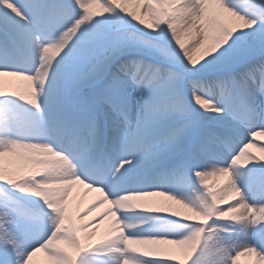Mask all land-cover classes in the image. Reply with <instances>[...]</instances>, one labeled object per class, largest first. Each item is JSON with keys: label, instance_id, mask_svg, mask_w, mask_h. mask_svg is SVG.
<instances>
[{"label": "snow or ice", "instance_id": "obj_1", "mask_svg": "<svg viewBox=\"0 0 264 264\" xmlns=\"http://www.w3.org/2000/svg\"><path fill=\"white\" fill-rule=\"evenodd\" d=\"M40 253L264 264V0H0V264Z\"/></svg>", "mask_w": 264, "mask_h": 264}, {"label": "bare ground", "instance_id": "obj_2", "mask_svg": "<svg viewBox=\"0 0 264 264\" xmlns=\"http://www.w3.org/2000/svg\"><path fill=\"white\" fill-rule=\"evenodd\" d=\"M7 79V78H6ZM251 151L256 152V149H251ZM256 155H261L259 152H256ZM99 194L95 192H91L83 186H77L73 190V199H72V204L73 202H77L78 205L76 208H74L72 211L77 217V222L78 223H87L90 219L93 217L98 216L100 213H102L107 207V204H101L98 207L92 209L91 212L88 213L87 216L83 218V220L79 219V214L81 212L86 211L91 204L95 202V200L98 198ZM166 197H163L162 201H165ZM172 204V208L174 207L176 210L182 212V213H188V210L185 209L182 205L176 204L174 201H169ZM191 215V213H188ZM107 221H105L104 224H101L96 232V235L92 238L91 243H96L101 239V237L104 235L106 229H107ZM175 247V246H173ZM180 258H183L182 256ZM38 261V264H46V259L44 258L43 254H37V257L34 258ZM241 264H249V259L242 257L241 258Z\"/></svg>", "mask_w": 264, "mask_h": 264}, {"label": "rangeland", "instance_id": "obj_3", "mask_svg": "<svg viewBox=\"0 0 264 264\" xmlns=\"http://www.w3.org/2000/svg\"><path fill=\"white\" fill-rule=\"evenodd\" d=\"M150 201H156V202H160V201H162L163 200V197L162 196H154V197H150V198H148ZM168 203H170V202H168ZM171 204V203H170ZM78 205V203L77 202H73V204H71V208H72V210L74 209V208H76V206ZM173 210H176L174 207H173ZM176 211H178V210H176Z\"/></svg>", "mask_w": 264, "mask_h": 264}]
</instances>
